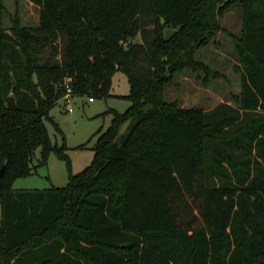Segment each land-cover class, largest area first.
I'll return each mask as SVG.
<instances>
[{
    "label": "trees",
    "instance_id": "16d2710c",
    "mask_svg": "<svg viewBox=\"0 0 264 264\" xmlns=\"http://www.w3.org/2000/svg\"><path fill=\"white\" fill-rule=\"evenodd\" d=\"M29 1L37 26L17 14L0 25V264H264V0ZM234 3L239 106L167 101L174 72L209 70L196 50ZM118 70L131 104L108 110L92 162L73 173L50 109L68 87L107 96ZM38 147L40 164L52 150L66 162L67 184L14 188Z\"/></svg>",
    "mask_w": 264,
    "mask_h": 264
},
{
    "label": "rangeland",
    "instance_id": "374dc122",
    "mask_svg": "<svg viewBox=\"0 0 264 264\" xmlns=\"http://www.w3.org/2000/svg\"><path fill=\"white\" fill-rule=\"evenodd\" d=\"M3 6L0 12V25L8 28L11 16L19 15L26 26H37L39 23V7L29 0H0ZM242 8L239 3L228 7L220 18L225 31H219L196 50V57L207 64L209 70L182 69L170 75L164 85L163 95L167 101L176 100L182 107H200L212 109L221 102L239 106L241 94L242 61L234 43V37L241 33ZM173 26L166 27L164 34L170 36ZM137 41L140 37L136 38ZM46 47L42 56L49 53ZM59 58V56L57 57ZM129 92L127 76L122 71H115L109 94L104 97L71 95L57 101L50 109L53 121H47V127L53 147L66 145L73 173L82 171L94 158V144L101 132L111 124L113 114L109 109L124 112L131 101L123 97ZM70 101L71 111L68 107ZM125 127V126H124ZM122 128V131L124 130ZM40 147L35 150L33 163L34 174L15 180L13 187L48 188L62 187L68 182L66 162L59 159L52 150L46 164H40Z\"/></svg>",
    "mask_w": 264,
    "mask_h": 264
},
{
    "label": "water",
    "instance_id": "95a60500",
    "mask_svg": "<svg viewBox=\"0 0 264 264\" xmlns=\"http://www.w3.org/2000/svg\"><path fill=\"white\" fill-rule=\"evenodd\" d=\"M5 101H6V104H7L8 107L16 106V99H15V97L13 95L5 96ZM1 171H3V168H2Z\"/></svg>",
    "mask_w": 264,
    "mask_h": 264
},
{
    "label": "built area",
    "instance_id": "2783aa9c",
    "mask_svg": "<svg viewBox=\"0 0 264 264\" xmlns=\"http://www.w3.org/2000/svg\"><path fill=\"white\" fill-rule=\"evenodd\" d=\"M71 95H72L71 90H70V88L68 87L65 97L68 99L69 96H71ZM90 100H92V98H90ZM67 104H68L69 110L71 111L70 101H69V100H68V103H67Z\"/></svg>",
    "mask_w": 264,
    "mask_h": 264
}]
</instances>
